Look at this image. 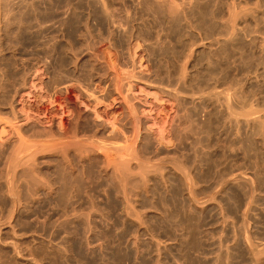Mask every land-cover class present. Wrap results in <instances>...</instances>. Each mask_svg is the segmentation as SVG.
<instances>
[{
    "label": "rangeland",
    "instance_id": "374dc122",
    "mask_svg": "<svg viewBox=\"0 0 264 264\" xmlns=\"http://www.w3.org/2000/svg\"><path fill=\"white\" fill-rule=\"evenodd\" d=\"M0 264H264V0H0Z\"/></svg>",
    "mask_w": 264,
    "mask_h": 264
},
{
    "label": "bare ground",
    "instance_id": "6f19581e",
    "mask_svg": "<svg viewBox=\"0 0 264 264\" xmlns=\"http://www.w3.org/2000/svg\"><path fill=\"white\" fill-rule=\"evenodd\" d=\"M59 93H60V92H59ZM60 95H61V94H60ZM61 98H62V97H61ZM106 114H107V113H106ZM106 116H107V119H110V118H109V117H110L109 114H107ZM108 116H109V117H108ZM108 121H109V120H108ZM114 126H115V124L112 123V128L118 127L117 125H116L115 127H114ZM126 164H127V163H126ZM126 164H125V165H126ZM123 165H124V164H123ZM121 169H122V168H121ZM128 169H130V167H129ZM124 171H125V170H124ZM121 174H122V173H121ZM127 174H128V173H127ZM132 174H133V171H132ZM130 175H131V174H130ZM130 175H129V177H130ZM123 177H124V176H123ZM131 177H133V176H131ZM127 178H128V176H127Z\"/></svg>",
    "mask_w": 264,
    "mask_h": 264
}]
</instances>
